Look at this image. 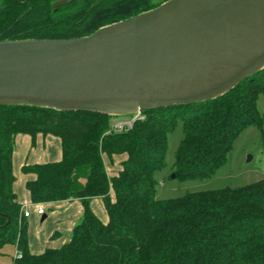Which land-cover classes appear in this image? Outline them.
<instances>
[{
    "label": "trees",
    "instance_id": "16d2710c",
    "mask_svg": "<svg viewBox=\"0 0 264 264\" xmlns=\"http://www.w3.org/2000/svg\"><path fill=\"white\" fill-rule=\"evenodd\" d=\"M0 0V42L70 40L150 11L167 0ZM264 69L218 99L141 112L131 129L112 132V117L27 106L0 107V250L15 248L13 264H264V181L238 188L156 199L155 175L165 167L167 135L182 122L175 152L178 181L205 180L227 162L247 128L263 135ZM60 141L57 162L24 165L32 205L78 200L81 222L67 244L34 255L28 225L13 192L17 135ZM264 136V135H263ZM119 170L107 175L104 159ZM101 199L108 221L91 211Z\"/></svg>",
    "mask_w": 264,
    "mask_h": 264
},
{
    "label": "water",
    "instance_id": "95a60500",
    "mask_svg": "<svg viewBox=\"0 0 264 264\" xmlns=\"http://www.w3.org/2000/svg\"><path fill=\"white\" fill-rule=\"evenodd\" d=\"M263 69L264 0H167L87 37L1 41L0 107L130 117L218 99Z\"/></svg>",
    "mask_w": 264,
    "mask_h": 264
},
{
    "label": "crops",
    "instance_id": "0c3cea01",
    "mask_svg": "<svg viewBox=\"0 0 264 264\" xmlns=\"http://www.w3.org/2000/svg\"><path fill=\"white\" fill-rule=\"evenodd\" d=\"M60 159V141L55 137L37 135L32 141L28 135L20 134L15 138L12 155V170L15 177L13 192L22 210L28 206L34 208L32 212H29L30 216L27 218L30 219L27 223L28 247L30 253L34 255L41 254L46 249H58L62 245L67 244L71 239L74 227L82 220L83 209L78 200L40 205L41 207L46 206L50 213L47 216L44 210L45 214L43 216H45V219L40 222L42 223V228H39L38 232L34 233L36 237L31 233L33 229L34 231L36 230L39 219L36 214L38 205L31 204L25 184L33 180L34 176L22 174L21 167L24 165L57 162ZM123 159L124 156L116 157L109 168L107 159H104L105 169L109 177L119 170V164ZM90 209L103 224L107 223L108 218L101 199H92L90 201Z\"/></svg>",
    "mask_w": 264,
    "mask_h": 264
},
{
    "label": "rangeland",
    "instance_id": "374dc122",
    "mask_svg": "<svg viewBox=\"0 0 264 264\" xmlns=\"http://www.w3.org/2000/svg\"><path fill=\"white\" fill-rule=\"evenodd\" d=\"M165 0H152L153 4ZM257 111L264 116V97L259 96L257 100ZM129 116L112 118V121L128 119ZM264 135V124L262 127ZM255 127L244 130L234 141L232 149L227 157V162L216 170L214 175L205 180L178 181L172 178L174 157L179 142L183 138L182 122L177 120L175 129L167 135V149L165 154V167L156 173V199L166 200L184 196L188 193L219 190L224 188L238 189L258 181H264V136ZM111 164H107L108 168ZM46 215L49 211L43 206ZM32 212L34 208H26ZM40 217L37 221L36 230L42 228ZM27 223L30 219L26 220ZM33 237V238H34ZM15 248L6 245L0 250V264H13Z\"/></svg>",
    "mask_w": 264,
    "mask_h": 264
},
{
    "label": "built area",
    "instance_id": "2783aa9c",
    "mask_svg": "<svg viewBox=\"0 0 264 264\" xmlns=\"http://www.w3.org/2000/svg\"><path fill=\"white\" fill-rule=\"evenodd\" d=\"M139 119H142L141 114H136L134 116H130L128 119H124V120H116L111 125V131L112 132L127 131V130L131 129L133 126V123ZM36 214H37V216L42 217L45 214L43 207L38 205L36 208ZM22 216H23V218L27 219L30 216L29 211L26 209H23L22 210ZM15 256L18 258V257H20V254L15 253Z\"/></svg>",
    "mask_w": 264,
    "mask_h": 264
}]
</instances>
